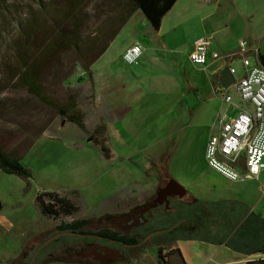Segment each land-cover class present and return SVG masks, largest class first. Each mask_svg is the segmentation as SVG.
Masks as SVG:
<instances>
[{"label": "crops", "instance_id": "0c3cea01", "mask_svg": "<svg viewBox=\"0 0 264 264\" xmlns=\"http://www.w3.org/2000/svg\"><path fill=\"white\" fill-rule=\"evenodd\" d=\"M237 22L251 48L248 57L255 64L259 53H264V49H261L264 48V0H177L164 15L158 29L151 26L142 12L136 11L120 29L128 28L131 37L122 44L119 55L97 66L105 55L103 52L88 69L84 68L90 80L83 84L92 100L88 110L91 122L85 121L84 130L78 127L82 133L78 137L99 141V160L103 167L101 177L117 170L121 165L119 160L125 158L130 161L132 176L127 184L117 176L119 184L112 188L101 183V188L110 190L98 203L105 204L106 208L102 211H93V208L84 218L110 214L117 216L126 204L110 203L112 199L119 202L130 199L129 204H140L150 198L160 184L173 179L170 160L177 139L172 131L168 128L166 131L164 127L158 137L155 135L154 125L158 119L162 125L166 119L169 125L173 119L181 117L187 119L189 116L190 121L201 122L209 116L213 118L209 122L213 133L218 129L216 117L219 111L230 115L238 112L236 106L223 101L227 92L233 95L235 104L240 101L235 82L244 75L245 70L242 55L235 50L239 41L230 36V33L235 35L233 27ZM115 36L106 50L116 40ZM200 37L211 40L205 65L194 64L189 59L194 42ZM136 42L143 46L141 59L138 64H126L122 55L128 46ZM214 53H218L219 57L214 58ZM235 57L239 66L235 65ZM118 60H122L126 66H122ZM224 68H228L230 74V68L236 70L233 74L235 79L227 88L220 81ZM215 122L216 126L213 127ZM48 132L45 129L37 137V142L47 141L50 138ZM81 147L84 146H78ZM260 176H264V170ZM260 176L252 180H259ZM181 178L187 198L193 199L192 210L196 214L190 218L194 221V229L208 232L210 238L187 236L168 244L157 243L164 263L264 264V196L254 202L238 197L233 190L215 184L197 164L190 163ZM27 187L24 184L5 190L17 199L14 205L18 213L25 205L21 193ZM45 191L51 190L42 189L38 193ZM35 192L29 201L40 210L36 202L38 193ZM63 196L73 200L68 195ZM15 211H0V264H25L28 261L26 256L20 257L28 241L25 248H21L22 251L1 249L12 232H28L21 226L25 217L15 214ZM40 213L43 215L41 210ZM38 238L29 239L32 241L29 244L33 246L27 250L28 256H32L43 240L37 243ZM147 247L134 250L132 257L126 260L106 261L94 253H87L58 261H46V255L38 264H161L159 260H148Z\"/></svg>", "mask_w": 264, "mask_h": 264}, {"label": "rangeland", "instance_id": "374dc122", "mask_svg": "<svg viewBox=\"0 0 264 264\" xmlns=\"http://www.w3.org/2000/svg\"><path fill=\"white\" fill-rule=\"evenodd\" d=\"M125 2L126 0H0V149L13 157H20L21 163L33 174L27 179L0 171V201L3 203L4 211L15 209V214L18 213L14 205L17 199L5 190L21 187L24 184L29 186L21 193L25 205L17 214L25 217L21 226L22 228L24 226L28 232H12L1 246L3 250L15 248L20 251L21 248H25L28 241L20 257L26 256L25 259H29L30 254L29 256L27 254L33 246L29 244L31 237L38 236L37 243H39L42 238L55 230L56 223H71L81 218L90 220L88 217L84 218V215L90 214L91 209L102 211L106 208L105 204L98 203L110 190L101 188V183L112 188L116 183L119 184L117 176H120L125 184L131 181L130 161L126 158L119 160L121 165L117 170L101 177L100 172L103 167L99 160V141L88 137L79 138L82 133L78 126L68 122L50 103L52 101L56 105H66L73 102L83 116L84 122H91L88 110L91 108L92 100L83 84L90 81L89 74L80 62H75L74 48L64 46L61 50L54 48L45 53L47 43L53 41L57 30L70 26L76 16L81 20L80 34L83 43H98L118 24ZM233 29L235 35L230 33L233 39H237V42L242 39L247 40L238 22ZM128 30L127 28L116 34V40L104 52L105 55L97 66L119 55L122 44L131 37ZM68 31L70 32L69 28ZM235 50L240 51V46ZM235 59H237L235 65L239 66L238 58ZM118 62L122 66L128 64L124 61L126 63L124 65L122 60ZM32 63L38 66L37 89L47 100L32 92L22 80L25 65ZM164 110L166 113L167 110L165 108ZM212 119L207 116L201 122H193L188 116L187 119L184 117L173 119L169 125L166 119L164 125L159 119L157 120V124L154 125L157 137L162 127L166 131L168 128L176 135L177 140L170 160L173 179L181 183V175L189 164H197L219 187L233 190L238 197L245 198L249 202L260 199L264 196V176H260L259 180L231 181L215 173L207 165L205 148L212 133L209 124ZM64 122L67 123L62 125ZM45 129L50 131L48 132L50 138H47V141L37 142V137ZM79 145L84 147L78 148ZM42 189L68 195L79 205H77L78 211L74 215H61L58 218L41 215L40 210L31 200L29 201V198L33 192L38 193ZM112 200L109 202L126 204H122L123 207L130 203V199L124 202ZM191 219L180 218L177 225L183 223L193 227L190 232H199L194 229V221ZM151 227L170 232L175 226L154 223ZM84 228L86 229L87 226ZM40 229L43 232H36ZM164 234L166 233L157 235L148 245L146 253L149 261L159 260L161 264H165V261L159 258L158 244L155 242ZM72 239L78 237L62 235L49 242L40 253L43 254L51 248L56 258H73L75 255L69 252L66 257L58 252V248L62 245H72ZM64 241H68V244Z\"/></svg>", "mask_w": 264, "mask_h": 264}, {"label": "built area", "instance_id": "2783aa9c", "mask_svg": "<svg viewBox=\"0 0 264 264\" xmlns=\"http://www.w3.org/2000/svg\"><path fill=\"white\" fill-rule=\"evenodd\" d=\"M210 44L209 37L198 38L189 59L194 64L205 65ZM239 46L245 70L235 82L239 104L234 103L232 94L227 92L223 96V101L236 106L238 112L235 115L218 112V129L211 133L205 152L207 165L231 181L258 179L264 170V65L259 56L257 63H251L248 40H240ZM142 54L143 46L136 42L126 48L122 58L128 64H138ZM213 56L218 58L219 54ZM230 71L236 72L235 68Z\"/></svg>", "mask_w": 264, "mask_h": 264}, {"label": "flooded vegetation", "instance_id": "af4514ba", "mask_svg": "<svg viewBox=\"0 0 264 264\" xmlns=\"http://www.w3.org/2000/svg\"><path fill=\"white\" fill-rule=\"evenodd\" d=\"M170 180L162 185L160 184L152 196L144 202L125 206L117 216L106 215L86 220V229L84 226L80 231H60L59 226L63 223H56L55 230L43 238L37 247H40V245L56 234L76 232L78 239H72V245H62L58 248V252L64 254L65 257L68 255V252L75 256L94 253L95 256L103 260L116 261L129 259L132 257L134 250L147 247L152 243L151 240L153 238L162 233L166 234L155 241L158 244H168L177 238L187 236L209 237L208 232H190L189 230L193 227L184 225L183 223L177 225L180 218H190L195 216L196 213L192 210L193 199H188L187 193L179 198L178 193L180 191L169 187ZM176 204L180 206L181 212L173 214L169 210V207H174ZM224 213L226 212L224 211ZM159 214L170 215L169 220L164 225L175 226L172 231L166 232L152 229L151 225L157 223L155 219ZM82 230L92 233H82ZM72 240L68 241L72 242ZM68 241L64 242L68 244ZM50 249L47 253L55 256L53 254L54 251ZM36 250H34L32 256ZM32 256L25 263H28Z\"/></svg>", "mask_w": 264, "mask_h": 264}, {"label": "trees", "instance_id": "16d2710c", "mask_svg": "<svg viewBox=\"0 0 264 264\" xmlns=\"http://www.w3.org/2000/svg\"><path fill=\"white\" fill-rule=\"evenodd\" d=\"M177 0H126L123 4L118 24L107 32L102 39L94 44L83 43L82 36L80 34V18L76 16L75 20L70 23V26H64V29H58L54 34L53 41H49L45 47V53L54 50V48L63 49L64 46L73 47L76 52L75 62H80L83 68L88 69L89 66L98 57L106 51L111 40L120 31V29L127 23L131 16L140 11L147 18L149 23L154 29H158L161 25V21L164 15L173 7ZM68 28L70 32L68 31ZM95 42V41H94ZM86 44V45H85ZM60 61V59H59ZM62 61V60H61ZM259 61L264 65V53H259ZM37 70L38 66L34 63L25 65V72L23 73L22 80L30 87V90L38 95L40 98L47 100L42 96L41 92L37 89ZM58 112L63 115L68 121L75 123L79 128L85 129V122L83 116L75 108L73 102H69L66 105H56L50 101ZM0 170L8 174H16L27 179L33 176L30 169L26 168L22 163L20 157H13L0 149ZM36 202L41 212L46 217L58 218L61 215H74L78 211L77 204L68 198L67 196L60 195L57 192L45 191L38 193L36 196ZM3 209V203L0 201V211ZM87 221L85 219L76 220L72 223H63L59 226L60 231H80ZM82 233H92L81 231ZM39 246V245H38ZM38 248V247H36ZM36 250V249H35ZM47 255L46 261L61 260L56 258L47 252L39 254L36 262L43 256ZM159 257L164 260L161 250L159 251ZM27 264V263H25Z\"/></svg>", "mask_w": 264, "mask_h": 264}, {"label": "water", "instance_id": "95a60500", "mask_svg": "<svg viewBox=\"0 0 264 264\" xmlns=\"http://www.w3.org/2000/svg\"><path fill=\"white\" fill-rule=\"evenodd\" d=\"M221 74L222 75L220 77V81L223 84V86L227 88L233 82V80L235 79V76L229 73L228 68H224ZM169 187L176 188L180 191L178 193L179 198L183 197L187 193V190L185 189V187L174 179H171L169 181ZM169 210L173 214L181 212V208L178 204H176L174 207H169ZM169 218H170V215H165V214L160 215L159 214L155 220L157 221V224L163 225L169 220ZM76 234H77L76 232H63V233L56 234L53 237L49 238L42 245H40V247H38V249L35 251L34 255L31 257L30 261L27 264H33L40 250L52 240L57 239L61 235H76Z\"/></svg>", "mask_w": 264, "mask_h": 264}]
</instances>
